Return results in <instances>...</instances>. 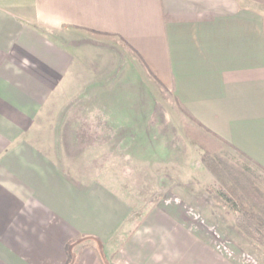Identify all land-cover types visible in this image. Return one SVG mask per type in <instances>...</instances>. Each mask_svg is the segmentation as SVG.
Returning <instances> with one entry per match:
<instances>
[{
	"label": "crops",
	"instance_id": "crops-1",
	"mask_svg": "<svg viewBox=\"0 0 264 264\" xmlns=\"http://www.w3.org/2000/svg\"><path fill=\"white\" fill-rule=\"evenodd\" d=\"M125 70L264 169V0H0V264H264L200 180L141 211Z\"/></svg>",
	"mask_w": 264,
	"mask_h": 264
},
{
	"label": "rangeland",
	"instance_id": "rangeland-1",
	"mask_svg": "<svg viewBox=\"0 0 264 264\" xmlns=\"http://www.w3.org/2000/svg\"><path fill=\"white\" fill-rule=\"evenodd\" d=\"M116 72L117 70L110 72L111 77L115 76ZM123 77L124 80L117 83V87L110 86L106 88V91L111 96V101H114L116 98L113 97L114 95H118L117 102H114V105H124L127 111L136 110L141 115L140 119L136 120V126H140L142 131V151L139 155L141 160L140 163L135 166L133 164H137L136 161L133 164L130 163L131 167H129L128 171L129 175L135 172V177L133 176V178L136 182H129L130 176L128 172L125 175V180L129 182L127 184H129L130 188H133L131 191L137 201L136 203L142 208L141 211H147L149 207L160 201L162 195H165L167 192L166 186L168 187L169 185L166 183L162 184V181L168 177L176 182L175 186L178 188H181L183 184L177 183V181L180 180L179 182L183 181L186 182V184L189 183L188 187H191V189L196 192L199 188L196 184L197 180L202 181L201 186L207 188V192H209L207 193L209 195L207 200L211 201L213 205L224 207L225 210L229 211L220 200L214 197L217 183L214 177L203 169V164L200 161L202 152L197 147L191 146L188 139L183 134L184 126L194 127L195 125L188 122L187 119L180 114L178 108L172 103L170 96L163 88L146 85L143 80L139 81V76L137 77L135 74L132 75L129 70L124 71ZM97 89L100 90L101 88H95L96 91H98ZM124 92L127 95H132L134 99L139 98V102L135 103L130 98L131 101H128V99L126 102L123 101ZM74 119L75 118L60 120L62 122L61 126H89V119ZM132 122V120L127 119V126H131L133 124ZM86 136L87 133L85 131L80 132L76 136L64 134L61 136V140L63 138V142L66 141L67 144L71 143L69 147L73 149V152H77V149L80 150V147H82V149L86 147ZM217 149L219 154L231 163L237 162L235 154L226 147L222 146ZM128 153L129 152H127V154ZM150 159H152V161ZM255 174L260 176L259 173ZM138 175L139 177H137ZM139 179L140 181L137 182ZM186 184H184V186H186L184 190L187 192L188 189ZM181 189H178L179 192H177V194L183 193ZM139 214L134 216V222H137L143 213L141 215ZM224 217L227 221L231 220L230 214ZM260 250L264 249L261 247Z\"/></svg>",
	"mask_w": 264,
	"mask_h": 264
},
{
	"label": "trees",
	"instance_id": "trees-1",
	"mask_svg": "<svg viewBox=\"0 0 264 264\" xmlns=\"http://www.w3.org/2000/svg\"><path fill=\"white\" fill-rule=\"evenodd\" d=\"M181 111L186 115L183 108ZM189 119L195 126H184L183 134L191 146L202 152L200 161L217 183L214 196L234 214L237 229L264 247V169L236 150L232 151L237 162L231 163L217 149L225 147L223 142ZM67 264H75L70 255Z\"/></svg>",
	"mask_w": 264,
	"mask_h": 264
}]
</instances>
